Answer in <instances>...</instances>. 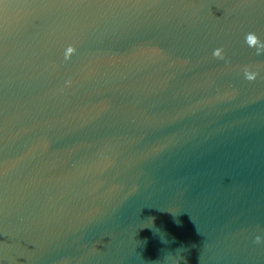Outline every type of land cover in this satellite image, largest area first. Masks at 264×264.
<instances>
[{
    "label": "water",
    "instance_id": "95a60500",
    "mask_svg": "<svg viewBox=\"0 0 264 264\" xmlns=\"http://www.w3.org/2000/svg\"><path fill=\"white\" fill-rule=\"evenodd\" d=\"M0 264H264V0H0Z\"/></svg>",
    "mask_w": 264,
    "mask_h": 264
},
{
    "label": "clouds",
    "instance_id": "9594fccd",
    "mask_svg": "<svg viewBox=\"0 0 264 264\" xmlns=\"http://www.w3.org/2000/svg\"><path fill=\"white\" fill-rule=\"evenodd\" d=\"M254 36H249V41L250 42H252V41H254ZM217 55H218V53H217ZM256 79V77H254V76H248L247 77V80L248 81H254ZM257 244H259V243H261V239H260V237H257L256 238V241H255Z\"/></svg>",
    "mask_w": 264,
    "mask_h": 264
}]
</instances>
